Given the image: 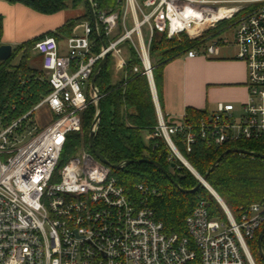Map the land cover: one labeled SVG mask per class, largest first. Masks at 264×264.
<instances>
[{
	"label": "built area",
	"instance_id": "built-area-1",
	"mask_svg": "<svg viewBox=\"0 0 264 264\" xmlns=\"http://www.w3.org/2000/svg\"><path fill=\"white\" fill-rule=\"evenodd\" d=\"M260 3L235 23L237 59L247 69L246 101L218 103L197 128L184 117L168 118L157 101L152 137L164 138L172 152L169 160L188 167L175 135L180 134L186 152L196 143V130L215 148L264 141V0H117L115 9H96L106 49L100 44L97 51L91 21L76 24L68 37L45 36L35 43L50 92L22 116L0 123V264H256L251 241L264 225V201L236 217L215 197L223 219L211 216L207 201L201 200L186 219L188 234L180 236L156 219L147 186L126 190L92 151L82 148L63 164L61 157L68 133L82 129L81 113L96 104L91 81L106 53L114 70L123 73V43L130 42L149 79L155 34L197 39ZM225 8L232 11L223 13ZM225 43L215 38L186 55H219ZM44 105L56 118L40 129L34 112Z\"/></svg>",
	"mask_w": 264,
	"mask_h": 264
},
{
	"label": "trees",
	"instance_id": "trees-1",
	"mask_svg": "<svg viewBox=\"0 0 264 264\" xmlns=\"http://www.w3.org/2000/svg\"><path fill=\"white\" fill-rule=\"evenodd\" d=\"M12 2L23 3L32 10L45 15H53L69 8L76 9L83 4L86 12L67 20L56 31L16 45L12 56L7 61L0 62V120L9 119V122L31 110L50 92L46 79H43L42 74L40 75V72L29 65L35 43L45 36H53L57 40L68 37L73 33L76 24L91 21L86 0H13ZM93 3L97 10L115 9L117 0H93ZM261 5L262 3L250 5L235 19ZM3 20V16L0 15V45L3 36ZM226 21L228 20L220 22L215 29L206 31L197 39H191L186 34L172 39L163 34L154 35L150 47V59L163 114L162 75L165 65L192 49H205L225 30ZM222 23L224 25H221ZM100 44L99 41L97 51L100 49ZM123 47L127 56V66L124 72L118 79H115L113 59L109 57L96 80L101 93L102 117L94 138L95 145L111 164L116 165L126 160L136 161L121 169L112 168L111 175L115 176L119 184L128 191H135L137 184L147 186L151 191L149 201L155 211V217L163 222L170 233L176 232L180 236L188 234L186 219L201 200L207 201L211 216L226 219L223 209L211 192L206 190V187L201 185L196 192L185 193L175 185L174 182L178 183L181 188L192 189L198 185L199 179L178 159L169 160L172 152L164 138L151 137L148 145L143 142L142 131L147 130L152 135L158 126L157 109L149 79L137 52L128 41L123 43ZM20 53H22L20 61L13 64L14 58ZM134 67H139V71H134ZM95 114L94 104L81 113L82 129L68 133L61 164L82 148L91 151L88 140ZM209 115L208 111L188 107L184 121L197 128L201 119ZM196 136L197 140L191 152H186L179 140L180 134L175 135L174 140L191 166L202 176L229 148L239 147L264 153V141H238L215 148L200 138L197 130ZM144 158L161 163L167 169L168 174H164L151 163L137 162ZM207 182L224 200L233 214L239 217L243 208L264 201V160L238 153L228 154L210 173ZM263 226L251 241V250L256 264H264L257 245L258 235Z\"/></svg>",
	"mask_w": 264,
	"mask_h": 264
},
{
	"label": "crops",
	"instance_id": "crops-1",
	"mask_svg": "<svg viewBox=\"0 0 264 264\" xmlns=\"http://www.w3.org/2000/svg\"><path fill=\"white\" fill-rule=\"evenodd\" d=\"M65 11L45 15L23 3L0 0V15L4 19L1 44L16 46L56 31L67 22ZM246 79V64L241 60L205 55L187 57L186 54L177 57L163 68L164 114L179 120L188 107L211 113L220 102L240 104L248 96Z\"/></svg>",
	"mask_w": 264,
	"mask_h": 264
},
{
	"label": "water",
	"instance_id": "water-1",
	"mask_svg": "<svg viewBox=\"0 0 264 264\" xmlns=\"http://www.w3.org/2000/svg\"><path fill=\"white\" fill-rule=\"evenodd\" d=\"M8 1H13V0H8ZM86 4H87V7H88L90 19H91V22H92V24L94 26L97 38L101 42L103 48L106 49L107 45H106V42H105V40L103 38V34H102V32H101V30L99 28L98 21H97L95 4L93 3V0H86ZM13 51H14V46L12 44H1L0 45V62L7 61L12 56ZM108 58H109V55L106 53L104 55V57L102 58V60L100 61V63L98 64V66L95 69L94 74L92 76V81H91L92 82V87H93V89H94V91L96 93V104H95L96 114H95V117H94V120H93V123H92V126H91V131H90V135H89L88 144H89V147H90L92 153L95 155V157L98 160H100L104 164L109 165L113 169H121V168H123V167H125V166H127L129 164H132V163H134L136 161H134V160H126V161H123V162H121L119 164H116V165L111 164L110 161L97 149V147L95 145V142H94V138H95V135H96V132H97V129H98V125H99L101 117H102L101 93H100V91H99V89H98V87L96 85V80H97V77H98L99 73L101 72V70L107 64ZM149 82H150V86H151V89H152L154 101L157 102V96L155 94L156 93V86H155V83H154L153 75H150ZM231 153H238V154H242V155H246V156H250V157H254V158H260V159L264 160V153L250 151L248 149L239 148V147L229 148L226 151H224L218 157V159L207 170L205 175H203V176L199 175V174L197 175V177L199 179V183L194 188H192V189H184V188H181L178 183L174 182L175 185L181 191H183L185 193H194V192H196L199 189V187L201 185H203L204 187L207 188V185L210 186L209 183L207 182V178L210 175V173L220 164V162L222 161V159L225 156H227L228 154H231ZM137 162L151 163V164L155 165L159 170H161L164 174H168L167 169L161 163H159L157 161L144 158V159H140ZM214 193L211 192V194L214 197L221 198L219 196V194L215 190H214ZM263 241H264V227L261 229V231H260V233L258 235V239H257V245H258L259 254L264 259Z\"/></svg>",
	"mask_w": 264,
	"mask_h": 264
},
{
	"label": "rangeland",
	"instance_id": "rangeland-1",
	"mask_svg": "<svg viewBox=\"0 0 264 264\" xmlns=\"http://www.w3.org/2000/svg\"><path fill=\"white\" fill-rule=\"evenodd\" d=\"M139 1L142 2V0H139ZM85 12H86V7L83 4V5H80L76 9H74V8L67 9L64 12V17H65V20L67 21L69 19L76 18V17L84 14ZM129 18H130V15H129ZM225 23H227V25L225 26V30H223L216 37V39L217 40L220 39V41H224L225 39H227L228 43L220 45V53H219V55H212L211 58H225L226 57V58L237 59L238 47H237V44H236V33H235L236 32V25H235L236 19L228 20ZM221 25H224V24L222 23ZM129 27H131V23L130 22H129ZM80 32H81V29H79L77 33H80ZM144 33L147 36V32L145 31V29H144ZM199 55H203V54H199ZM21 57H22V53L18 54L14 58L12 63L13 64H17L20 61ZM42 61H43L42 54H40L38 51H35L34 49H32V52H31V55H30L29 65H30V67L32 69H35L38 72H40L39 74L40 75L42 74V76H43L42 78L43 79H46V74H45V72L42 69ZM113 66H114V64H113ZM113 71H114V78L118 79L121 73L120 72H116L114 69H113ZM39 74H38V76H39ZM236 104L238 105L239 102L236 101ZM5 117H6V115H5ZM55 118L56 117L54 116V114L50 111V109L46 105L41 106L39 109H37L34 112V122L36 123V125L40 129H42L43 127L48 125ZM8 120L9 119H6V120L4 119V121L0 120V123L8 124V123L12 122L14 119H12L10 122ZM141 137H142L143 142L146 145H148L150 143V141H151L152 135H151V133L149 131L144 130L141 133ZM206 190L209 192L208 189H206Z\"/></svg>",
	"mask_w": 264,
	"mask_h": 264
},
{
	"label": "bare ground",
	"instance_id": "bare-ground-1",
	"mask_svg": "<svg viewBox=\"0 0 264 264\" xmlns=\"http://www.w3.org/2000/svg\"><path fill=\"white\" fill-rule=\"evenodd\" d=\"M230 11H232V9H230V8H225V9H223V13H227V12H230ZM109 59V58H108ZM153 95V94H152ZM154 98V97H153ZM157 101H158V103H159V100L157 99ZM155 102V101H154ZM155 105H157V102H155ZM159 106H160V104H159ZM161 108V107H160ZM187 164V168L188 169H190V170H192L191 172H193V173H196L195 172V169L191 166V164H189V163H186ZM200 175V174H199ZM207 189L210 191V192H213L214 193V189L212 188V187H210V186H208L207 185ZM215 194V193H214ZM217 196V195H216ZM224 201V200H223ZM254 257V256H253Z\"/></svg>",
	"mask_w": 264,
	"mask_h": 264
}]
</instances>
